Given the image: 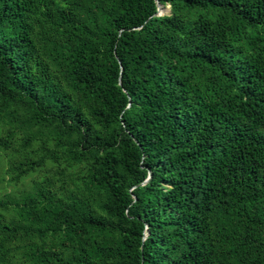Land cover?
<instances>
[{"label":"trees","instance_id":"16d2710c","mask_svg":"<svg viewBox=\"0 0 264 264\" xmlns=\"http://www.w3.org/2000/svg\"><path fill=\"white\" fill-rule=\"evenodd\" d=\"M0 152V264H264V0H0Z\"/></svg>","mask_w":264,"mask_h":264},{"label":"rangeland","instance_id":"374dc122","mask_svg":"<svg viewBox=\"0 0 264 264\" xmlns=\"http://www.w3.org/2000/svg\"><path fill=\"white\" fill-rule=\"evenodd\" d=\"M169 9L163 11L161 13H168ZM17 156V153L12 152L10 156V152H0V197L4 195H11V196H19L23 191L31 189V180H38L39 177L43 175V173H39L34 176H27L22 178L16 183H11L8 181V174H7V160L9 157Z\"/></svg>","mask_w":264,"mask_h":264},{"label":"water","instance_id":"95a60500","mask_svg":"<svg viewBox=\"0 0 264 264\" xmlns=\"http://www.w3.org/2000/svg\"><path fill=\"white\" fill-rule=\"evenodd\" d=\"M158 5H159V3H157V9H156L155 14L161 13V12L158 10ZM148 178H149V175H147V177H146L142 182L146 181Z\"/></svg>","mask_w":264,"mask_h":264},{"label":"bare ground","instance_id":"6f19581e","mask_svg":"<svg viewBox=\"0 0 264 264\" xmlns=\"http://www.w3.org/2000/svg\"><path fill=\"white\" fill-rule=\"evenodd\" d=\"M159 11H160V9H159Z\"/></svg>","mask_w":264,"mask_h":264}]
</instances>
